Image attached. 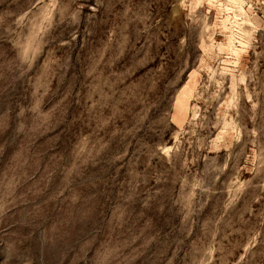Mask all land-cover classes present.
Listing matches in <instances>:
<instances>
[{"label":"rangeland","instance_id":"obj_1","mask_svg":"<svg viewBox=\"0 0 264 264\" xmlns=\"http://www.w3.org/2000/svg\"><path fill=\"white\" fill-rule=\"evenodd\" d=\"M0 264H264V0H0Z\"/></svg>","mask_w":264,"mask_h":264}]
</instances>
